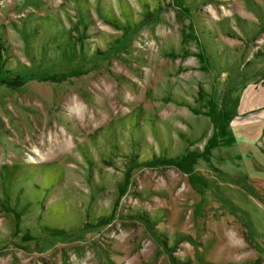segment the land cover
I'll list each match as a JSON object with an SVG mask.
<instances>
[{
    "label": "rangeland",
    "instance_id": "obj_1",
    "mask_svg": "<svg viewBox=\"0 0 264 264\" xmlns=\"http://www.w3.org/2000/svg\"><path fill=\"white\" fill-rule=\"evenodd\" d=\"M0 264H264V0H0Z\"/></svg>",
    "mask_w": 264,
    "mask_h": 264
}]
</instances>
